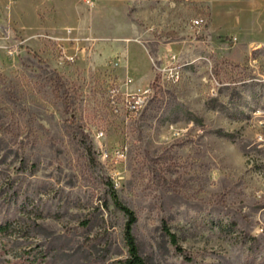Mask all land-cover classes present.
<instances>
[{
  "label": "rangeland",
  "instance_id": "obj_1",
  "mask_svg": "<svg viewBox=\"0 0 264 264\" xmlns=\"http://www.w3.org/2000/svg\"><path fill=\"white\" fill-rule=\"evenodd\" d=\"M116 198L147 264H264V0H0V264H124Z\"/></svg>",
  "mask_w": 264,
  "mask_h": 264
},
{
  "label": "built area",
  "instance_id": "obj_2",
  "mask_svg": "<svg viewBox=\"0 0 264 264\" xmlns=\"http://www.w3.org/2000/svg\"><path fill=\"white\" fill-rule=\"evenodd\" d=\"M84 2L88 5L93 4L94 0H84ZM196 25L200 24L199 20L195 21ZM94 38L88 37L86 38L87 42H93ZM69 60H74V55H67ZM152 68L155 72V79L146 86L145 88H140L138 92H127L124 98V104L127 108V111L131 113H137L147 104L149 98L155 92V84L161 81L170 82L173 84H177L176 82V74L175 67L179 62H177V57L174 54H167L163 58H151ZM127 81L124 82L123 86H128L133 79L127 78ZM120 89L116 86L111 89L113 97L117 96L120 93Z\"/></svg>",
  "mask_w": 264,
  "mask_h": 264
},
{
  "label": "trees",
  "instance_id": "obj_3",
  "mask_svg": "<svg viewBox=\"0 0 264 264\" xmlns=\"http://www.w3.org/2000/svg\"><path fill=\"white\" fill-rule=\"evenodd\" d=\"M116 204L121 208V210L127 216V221L125 226V241L128 247L129 256L124 261V264H147L145 259L140 254L139 247L133 233V226L137 221L135 212L128 206L122 204L117 198H116ZM168 233L170 234L171 240L174 243V245H177L176 236L172 234L170 230H168ZM177 247L178 249H181L179 246Z\"/></svg>",
  "mask_w": 264,
  "mask_h": 264
},
{
  "label": "crops",
  "instance_id": "obj_4",
  "mask_svg": "<svg viewBox=\"0 0 264 264\" xmlns=\"http://www.w3.org/2000/svg\"><path fill=\"white\" fill-rule=\"evenodd\" d=\"M144 51H146V50L144 49ZM146 53H147V51H146ZM147 56H148V59L150 61L151 70L145 71L144 73H140L141 71L139 70V68H136L135 67V68L132 69V65H131V63L129 61V52L127 50V52H126V59L124 61V66H126L127 72H128L127 78H130V77L132 79L136 78L137 81H145V80L147 81V80H151L152 79L153 72H152L151 57H150V55L148 53H147Z\"/></svg>",
  "mask_w": 264,
  "mask_h": 264
}]
</instances>
